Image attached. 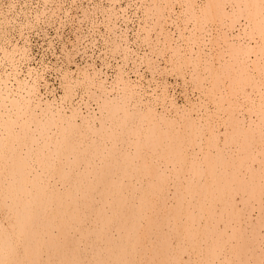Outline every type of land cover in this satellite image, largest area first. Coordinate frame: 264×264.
<instances>
[{
	"label": "bare ground",
	"instance_id": "1",
	"mask_svg": "<svg viewBox=\"0 0 264 264\" xmlns=\"http://www.w3.org/2000/svg\"><path fill=\"white\" fill-rule=\"evenodd\" d=\"M234 1L222 5L225 17L248 19L224 32L232 59L237 63L241 54L243 65L226 58L220 68L193 65L191 78L220 80L206 85L210 98L215 84L235 96L241 90L251 108L242 116L226 96H213L216 104L221 99L214 114L199 105L180 110L167 88L147 102L146 91L130 86L123 73L111 89L86 74L81 82L99 112L87 105L85 112L72 106L67 113L70 105L42 99L37 81L17 87L0 73V264H264V40L245 41L250 26L264 34V0H248L252 11ZM210 2L192 9L201 13L196 18L214 11ZM237 41L258 46L256 57L236 50ZM113 89L118 92L110 96ZM172 107L174 115L167 113ZM214 115L222 116L224 131Z\"/></svg>",
	"mask_w": 264,
	"mask_h": 264
},
{
	"label": "rangeland",
	"instance_id": "2",
	"mask_svg": "<svg viewBox=\"0 0 264 264\" xmlns=\"http://www.w3.org/2000/svg\"><path fill=\"white\" fill-rule=\"evenodd\" d=\"M185 1L189 3L184 2V0H180V2L179 0H0V59H4L2 60V63L4 62L3 65H0V73H2L4 79L7 78L8 83H13L17 87L20 83L25 85L26 83L37 81L38 92L42 94V99L44 101H50L56 106L61 104L70 105L64 109L67 113H70L72 106V108L79 106L77 109H81L85 112L87 111V105H89L88 108H91V110H95L94 112H99L98 101L91 97V94L86 89L87 85H84L85 82H81L83 79H87V75H94L98 80L105 79V85L109 86L111 89L113 87L112 83H114L115 80H120L122 76L120 74L123 73L126 77L125 80L129 82L130 86L136 88L137 91L138 89L143 92L146 91V95H144L143 98H147V102H151L154 98L156 99L157 96H163L167 88L166 93L174 95H172V97L177 106L179 105L180 110L182 109L181 107H183V109L186 107L192 109L193 105H199L201 109L207 107L210 109L212 108L209 110L211 111L210 113L213 112L214 114L216 110L215 107H217L221 99L217 101V104L213 99L216 97L217 100L219 97L226 96V99H231V101L235 100V103L232 101L234 104L231 103L233 105L230 106V108L233 110L236 109L239 112L243 111L242 114L240 113L241 116L248 114L251 111V108H247L250 102L243 96L241 90H239L240 92L238 91L239 93L236 92L235 96L233 93L231 95L229 89V91H227L224 89V86L222 89V87L216 86L215 84L216 87L212 86L213 91L211 90V95L212 93L213 95L211 96L212 100L210 102L209 99L211 98L209 97L210 94L208 89L211 87L208 88L206 85L209 86L216 81L220 82V80L215 78L216 81H214V79H208L209 77H205V79L203 75H200L202 77H198V79L200 78L199 80L196 78L197 81L196 79L193 80V77L191 78V74L194 75L197 73L193 71V69H195L193 65L211 64L219 67V65L226 63L220 61L224 58H226L228 60L227 62L231 65H239L240 63V65H243V58H239L242 57L241 54L238 56L237 63L234 61L235 58H233L234 60L232 59V47L228 45L229 41L225 38L227 36L225 32L229 31L231 34V32L236 30L238 24L248 19L247 16L241 14H234L235 16L227 14L225 17L224 7H230L228 3L230 0H226V3L221 1L217 3L216 0H211L207 7H211L210 9H214V11L212 10L210 14H205V17H203V15L201 17L199 11L200 15L198 16L201 17L199 20L198 17L196 18L197 15L195 16L198 12H193V8L197 6V10L205 9V5L207 4H205V1L208 0H196L197 3H195V0ZM213 1H215L214 5H216L217 8L211 5ZM244 1V3L247 2L249 9H251L250 11H252V2L249 1V3L248 0ZM222 5L225 6L223 7ZM184 8H186V10ZM220 10L223 12L221 13ZM185 12L186 14L188 13L187 15L189 17H187ZM219 12L223 16L219 14ZM214 14H216L215 17L213 16ZM220 18L221 22H219ZM229 18H233L232 20L234 22L229 20ZM206 20H208V22ZM203 22L205 23L203 24ZM231 22H233V24H231ZM220 23H223L221 25L223 28L220 26ZM229 23L233 26L228 25ZM192 28L194 33L192 32ZM252 28L253 26H250L248 29L246 28L248 34L246 35L245 41H259L262 43L264 34L256 33ZM181 29H185V32H181ZM180 32L182 37L186 39L183 38V40L182 37L179 36ZM183 33L185 35L187 33L188 36H185ZM192 33L195 35L193 36ZM201 33L202 35L199 36ZM250 33L254 34L250 35ZM218 36L220 38L219 40H222H215L216 42H214V39H218ZM222 36L224 38H222ZM210 38L211 41L209 43ZM206 41L209 44L206 43L205 46L204 42ZM211 43L214 44L213 49ZM242 44V41L234 42V48L237 47L236 50L245 49L246 52H243L246 57L251 55V57L255 58L258 46L250 49L247 48V45L245 46V44ZM184 46L187 49H183ZM199 46L201 48H199ZM176 49L181 53L184 52L181 54L179 51H176ZM189 49L194 52L192 51V53H190L191 51L189 52ZM197 49L198 51L201 49L199 62L193 55L197 54ZM214 50L217 51L215 52ZM218 50L220 52H218ZM207 53L209 57H214V64L211 61L212 59H209L207 56ZM212 53L214 55H212ZM229 53L230 56L228 55ZM204 54L205 57L203 58ZM194 60L195 62L193 63ZM247 64L251 66L254 63L252 64L251 61L250 64ZM174 65L176 67H174ZM157 66L158 68H155ZM249 69L252 68L248 67V70ZM262 72L263 75L261 76L264 77V71ZM261 76H259V78L264 80ZM255 77L256 76L251 77L252 79L248 78L249 81L247 80L248 85H246V92L248 88L250 90L249 83L253 82ZM71 80L74 85L71 83ZM65 84H69L73 87L68 90ZM216 88H218V90ZM114 89L111 93L109 92L110 96L118 92ZM255 89L257 90V88ZM89 90L94 91V94L95 92H99L95 83L91 84ZM152 90H154V94L151 93ZM65 93L69 94L66 96ZM251 93L252 92H249L247 94L249 95ZM189 100L191 102H189ZM236 100L239 102H237L238 104H236ZM160 105L161 104L157 107L162 110L163 103L161 105L162 107H160ZM173 108L174 107L169 109L172 111H167V113L170 112L168 114L174 115L175 112H173ZM190 113H192L194 117L198 115L195 110H192ZM223 113H226V111H223L222 115ZM215 115L210 118L214 119ZM216 117L215 118L218 120L217 122H219L218 129L224 131L226 127L221 123L223 119L222 116ZM223 134L224 133H221L224 139ZM199 158L200 157H197V159ZM205 175L207 174L205 173ZM236 196L239 199L240 195Z\"/></svg>",
	"mask_w": 264,
	"mask_h": 264
}]
</instances>
